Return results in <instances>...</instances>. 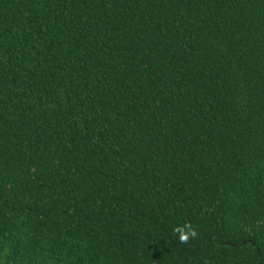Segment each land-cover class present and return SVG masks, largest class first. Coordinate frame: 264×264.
<instances>
[{
    "label": "trees",
    "instance_id": "obj_1",
    "mask_svg": "<svg viewBox=\"0 0 264 264\" xmlns=\"http://www.w3.org/2000/svg\"><path fill=\"white\" fill-rule=\"evenodd\" d=\"M0 264H264V0H0Z\"/></svg>",
    "mask_w": 264,
    "mask_h": 264
},
{
    "label": "clouds",
    "instance_id": "obj_2",
    "mask_svg": "<svg viewBox=\"0 0 264 264\" xmlns=\"http://www.w3.org/2000/svg\"><path fill=\"white\" fill-rule=\"evenodd\" d=\"M173 231L177 234L178 240L182 244H187L190 240H195L198 235L196 228L190 222L176 226Z\"/></svg>",
    "mask_w": 264,
    "mask_h": 264
}]
</instances>
